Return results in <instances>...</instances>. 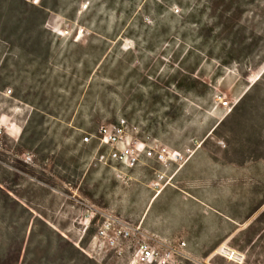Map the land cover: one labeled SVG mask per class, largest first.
Wrapping results in <instances>:
<instances>
[{"label":"rangeland","instance_id":"rangeland-1","mask_svg":"<svg viewBox=\"0 0 264 264\" xmlns=\"http://www.w3.org/2000/svg\"><path fill=\"white\" fill-rule=\"evenodd\" d=\"M0 191L8 264H264V0H0Z\"/></svg>","mask_w":264,"mask_h":264},{"label":"built area","instance_id":"built-area-1","mask_svg":"<svg viewBox=\"0 0 264 264\" xmlns=\"http://www.w3.org/2000/svg\"><path fill=\"white\" fill-rule=\"evenodd\" d=\"M227 103H225L226 105ZM90 137L84 136L82 141L87 143ZM99 145L108 148L107 153L99 154V161L106 164L107 161L121 163L124 167L131 169L138 165L140 156L144 150L143 144L139 143L135 138L128 136L124 131L122 126L112 125L108 129L101 128L99 131ZM181 159V154L179 152H171L162 150L158 154V160L161 163L166 161H174ZM112 240L113 243L117 239L131 240L133 237V232L130 228L123 226L116 230L112 227ZM104 231H100L98 235H104ZM185 244L182 243L181 247ZM175 251L168 247L165 252L160 254L155 248L137 241L135 249L131 254V263L136 264H152L161 262H166Z\"/></svg>","mask_w":264,"mask_h":264},{"label":"trees","instance_id":"trees-1","mask_svg":"<svg viewBox=\"0 0 264 264\" xmlns=\"http://www.w3.org/2000/svg\"><path fill=\"white\" fill-rule=\"evenodd\" d=\"M230 6H227V7H224L222 10H221V13L219 15V24L218 25H221V26H218V27H222V29H229L228 31H231L235 25V23L233 22L232 19H230L229 17H226L224 16L225 13L229 12L230 11ZM225 31V30H224ZM228 63H222L223 66L227 65ZM16 146H21V136L16 144ZM41 152V151H40ZM44 159H46V155L44 154H41V157L38 159V161L40 163H42L44 161ZM2 192L0 191V196H2L1 194ZM2 208H0L1 210ZM13 229L16 230V228L13 227ZM17 231V230H16ZM17 245L18 244H14L12 245L10 248H8V251H7V254H6V257L3 261V259L0 260V264H8V263H12V262H18L20 260V257L18 255V251H17ZM69 246L74 250V245L72 244H69ZM23 261H21L22 263Z\"/></svg>","mask_w":264,"mask_h":264}]
</instances>
